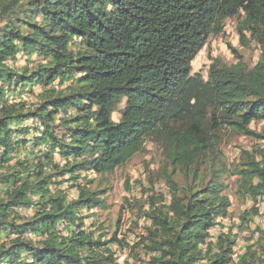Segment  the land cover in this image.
<instances>
[{
	"label": "trees",
	"instance_id": "obj_1",
	"mask_svg": "<svg viewBox=\"0 0 264 264\" xmlns=\"http://www.w3.org/2000/svg\"><path fill=\"white\" fill-rule=\"evenodd\" d=\"M228 20L257 60L230 45L232 63L194 72ZM260 121L264 0H0V264H264V226H251L264 148L231 167L222 149L228 135L264 139ZM148 142L167 190L127 200L143 230L127 234L122 216L111 234L87 223L106 178ZM227 175L253 202L231 226Z\"/></svg>",
	"mask_w": 264,
	"mask_h": 264
},
{
	"label": "rangeland",
	"instance_id": "obj_2",
	"mask_svg": "<svg viewBox=\"0 0 264 264\" xmlns=\"http://www.w3.org/2000/svg\"><path fill=\"white\" fill-rule=\"evenodd\" d=\"M230 45L240 50L246 62L252 63L257 60L259 55V47L255 43L243 47L239 43V36L236 32V21L228 20L225 27V32L212 36L205 47L200 51L195 60L193 61L194 72H201L204 76L207 75L209 66L214 58H220L221 60L232 63L235 59L233 51ZM23 63V60L21 61ZM34 88L38 91L37 85ZM29 102H34L36 97L34 95L25 96ZM125 103L119 105L117 111L113 113V121L120 119V109ZM30 124V122L28 123ZM251 128L264 134V121L254 122L251 124ZM262 146L264 148V139L251 136H237L228 135L223 142V152L225 154L226 163L231 167V163L236 159L242 148L254 149L255 147ZM161 154L157 148L151 143L146 144V152L136 155L128 164L124 167L117 169L112 175L108 176L107 181L102 184L106 193H103L101 197L105 199V207L98 208L95 214L87 219L103 222L107 227L110 234L115 230L116 220L119 216H122L123 227L127 234L132 232H141L144 225V219L139 218L138 208L129 206L127 200L135 204V199L143 203V200L147 198L148 192H156L161 189L167 190L165 184L158 181L156 172L161 164ZM154 178L155 190H151L148 187L151 186L150 178ZM227 182L226 193L229 195L232 205L229 209V216L225 219V226H231L233 223H238L240 215L245 209L253 203L248 196L239 193L238 183L234 176L227 175L225 177ZM128 182V183H127ZM96 186V185H95ZM94 186V187H95ZM129 186V188H128ZM63 187H67L64 184ZM147 189V191H145ZM75 192H71V196H75ZM262 214L255 217L252 222V228L258 225L264 226V202H260ZM91 215V213H88ZM98 219V220H97ZM245 235L240 234L236 245L234 257L239 256L244 252ZM125 255L120 257L121 263L123 262Z\"/></svg>",
	"mask_w": 264,
	"mask_h": 264
},
{
	"label": "built area",
	"instance_id": "obj_3",
	"mask_svg": "<svg viewBox=\"0 0 264 264\" xmlns=\"http://www.w3.org/2000/svg\"><path fill=\"white\" fill-rule=\"evenodd\" d=\"M238 256L234 257V259H237Z\"/></svg>",
	"mask_w": 264,
	"mask_h": 264
}]
</instances>
